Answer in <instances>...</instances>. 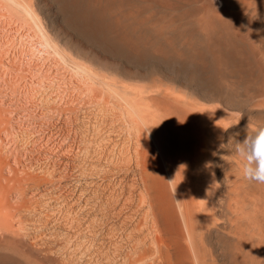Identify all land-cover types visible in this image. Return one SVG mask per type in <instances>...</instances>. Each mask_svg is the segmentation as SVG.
<instances>
[{
	"label": "bare ground",
	"instance_id": "bare-ground-1",
	"mask_svg": "<svg viewBox=\"0 0 264 264\" xmlns=\"http://www.w3.org/2000/svg\"><path fill=\"white\" fill-rule=\"evenodd\" d=\"M263 16L264 0H0V256L264 264V184L233 154L264 126Z\"/></svg>",
	"mask_w": 264,
	"mask_h": 264
},
{
	"label": "clouds",
	"instance_id": "clouds-1",
	"mask_svg": "<svg viewBox=\"0 0 264 264\" xmlns=\"http://www.w3.org/2000/svg\"><path fill=\"white\" fill-rule=\"evenodd\" d=\"M233 154L240 161L243 179L264 184V126L246 131L242 140H236Z\"/></svg>",
	"mask_w": 264,
	"mask_h": 264
},
{
	"label": "rangeland",
	"instance_id": "rangeland-1",
	"mask_svg": "<svg viewBox=\"0 0 264 264\" xmlns=\"http://www.w3.org/2000/svg\"><path fill=\"white\" fill-rule=\"evenodd\" d=\"M257 20L255 21V23L257 25L254 23L255 30H256V34H257L258 40L260 39L259 42H261L260 43L261 44V47H262V49H264V16L262 18L259 17ZM241 107H243V109H245L246 108V105H244L242 103L241 104ZM245 112H246L247 116L250 115V113L248 111L245 110ZM0 264H18V262L14 258H5V257L0 256Z\"/></svg>",
	"mask_w": 264,
	"mask_h": 264
}]
</instances>
